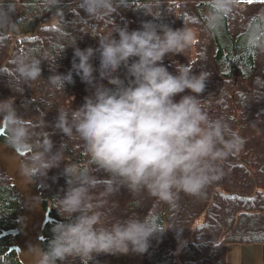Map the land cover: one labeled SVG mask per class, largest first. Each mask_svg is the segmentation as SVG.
<instances>
[{
	"label": "clouds",
	"instance_id": "1",
	"mask_svg": "<svg viewBox=\"0 0 264 264\" xmlns=\"http://www.w3.org/2000/svg\"><path fill=\"white\" fill-rule=\"evenodd\" d=\"M206 2L205 24L210 31H216L233 14L237 0ZM44 3L48 8H57L63 6L64 0H44ZM68 3L73 4L70 10L74 15L97 22L113 18L120 9L130 8L129 0H68ZM159 6L158 0L156 3L149 0L143 7H135L143 9L153 20L143 21L140 28L131 31L127 25L116 26L113 32L99 38L96 49L82 50L75 40L64 45L61 53L66 46L73 47L72 70L68 74H57L49 65L53 74L47 80L54 89L64 90L65 83L73 79L72 71L94 89L81 106L60 109L53 125L65 137L75 134L83 142L92 167L64 166L67 188L62 197L55 198V208L64 220L54 223L46 247L40 243L28 246L26 251L32 264H66L70 258L89 264L98 254L146 253L150 239L163 233L157 214L112 221L109 213L101 210L106 201L96 200L94 190L102 188L103 197L122 188L133 194L147 191L157 200L174 206L180 192L201 196L218 181L223 175L222 163L244 144L228 122L212 118L203 106L200 95L206 89L210 73L195 74L190 63H176L173 74L162 63L166 55L182 54L190 47L194 33L186 26L173 29L157 23L161 13H154L152 8ZM15 11L11 2L0 0V30L15 29L12 20ZM258 15L264 20V12ZM247 43L264 52V32L253 28ZM97 53L99 80L94 75L97 69L90 62ZM42 61H47L46 55L22 51L12 60L10 75L4 72L0 75L7 77L13 93L23 95L28 82L42 77ZM122 66L127 70L124 79L116 75ZM102 80L113 87L104 86L99 82ZM255 83L258 89H264V78L257 77ZM186 91L188 94L180 95ZM178 95L179 100L175 99ZM44 115L41 113V120L33 124L19 114L15 95L0 100V130L16 153L27 156V162L20 168L21 175L27 183L41 187L48 172L61 165L64 147L61 144L53 151V133L38 134L34 130L49 126ZM98 169L106 174L103 178L94 175Z\"/></svg>",
	"mask_w": 264,
	"mask_h": 264
},
{
	"label": "trees",
	"instance_id": "2",
	"mask_svg": "<svg viewBox=\"0 0 264 264\" xmlns=\"http://www.w3.org/2000/svg\"><path fill=\"white\" fill-rule=\"evenodd\" d=\"M5 2L15 6L16 11L12 14L15 29L0 30V72L10 75L11 62L22 51L46 55L47 61L41 63L42 77L28 82L23 95L13 93L7 77L0 75V100L15 95L19 114L33 124L38 123L44 113L43 118L49 126L34 130L38 134L53 133V151L64 145L61 165L52 168L44 185L39 186L43 209L49 207L53 219L43 231L41 246L46 247L52 238L54 223L64 220L55 208V198L62 197L67 188L64 166L92 167L83 142L75 134L71 138L65 137L54 130L53 125L60 109L81 106L85 97L94 91L75 71L64 90L54 89L47 80L53 74L49 65L57 74L66 75L72 70L73 47L66 46L61 53L64 45L75 40V45L82 50L96 49L99 38L113 32L116 26L127 25L131 31L153 17L146 15L143 9H135L143 7L149 0H129L130 8L120 9L113 18L98 22L74 15L70 10L73 4L68 0L57 8L46 7L44 0ZM152 2L156 3V0ZM158 3L159 7L152 8L154 13H161L157 23L173 29L186 26L194 33L190 47L182 54L166 55L162 63L173 74H176V63H190L195 74L200 71L210 73L206 89L200 95L203 106L212 118H223L243 138L241 155L239 149L222 163V177L208 186L201 196L180 192L174 206L157 200L147 191L133 194L124 188L107 197H103L102 188H98L93 196L96 200L106 201L101 210L108 212L112 221L157 214V223L163 233L150 239L148 251L141 255V264H227L228 249L232 245L264 246V89H258L255 83L257 77L264 78V52L247 43L248 33L253 28L264 32L261 28L264 20L258 15L264 12V1L237 2L233 14L225 18L216 31H210L204 21L208 12L206 0H158ZM80 15H85L83 10ZM35 32V37L29 36ZM113 36L118 39L116 33ZM10 45L14 47L12 55L8 54ZM90 62L97 69L94 75L99 80V53ZM126 71L122 66L116 75L124 79ZM99 82L113 87L106 80ZM184 94H188L187 91L180 95ZM179 98L178 95L175 99ZM1 141L8 145L6 134ZM20 158L23 163L27 162L26 155ZM94 175L103 178L106 174L98 169ZM22 206L23 200L17 189L0 169V233L16 226ZM15 242L13 236L0 239V264H21L14 252L8 253ZM123 256L98 254L89 264H111ZM66 264H81V261L70 258Z\"/></svg>",
	"mask_w": 264,
	"mask_h": 264
},
{
	"label": "water",
	"instance_id": "3",
	"mask_svg": "<svg viewBox=\"0 0 264 264\" xmlns=\"http://www.w3.org/2000/svg\"><path fill=\"white\" fill-rule=\"evenodd\" d=\"M37 32L30 37H35ZM12 47L8 54L11 55ZM33 99L36 98L32 90ZM5 133L0 130V169L11 180V186L17 189L23 200L22 213L16 220V226L0 233V239L8 236L16 238L14 245L9 247L8 253L14 252L21 264H32V259L26 249L30 244L43 242V231L46 225L53 221L50 208L43 209L42 195L36 183H27L21 175L20 168L23 162L21 156L13 148L1 141ZM241 155V149L239 150ZM42 247V246H41Z\"/></svg>",
	"mask_w": 264,
	"mask_h": 264
},
{
	"label": "rangeland",
	"instance_id": "4",
	"mask_svg": "<svg viewBox=\"0 0 264 264\" xmlns=\"http://www.w3.org/2000/svg\"><path fill=\"white\" fill-rule=\"evenodd\" d=\"M11 47L13 53L14 47L13 45H10V48ZM254 248L255 247H249V246H237V245L230 246L228 249V264H241L242 260L244 261V264H248V261H250L249 264H263V262H260L262 258L260 255L257 256L255 259L253 258L254 255L253 252L255 250ZM141 255L142 254H138L130 251L128 254H124V256L121 259L112 261L111 264H141Z\"/></svg>",
	"mask_w": 264,
	"mask_h": 264
},
{
	"label": "crops",
	"instance_id": "5",
	"mask_svg": "<svg viewBox=\"0 0 264 264\" xmlns=\"http://www.w3.org/2000/svg\"><path fill=\"white\" fill-rule=\"evenodd\" d=\"M239 2H254V1H264V0H237ZM249 247H255L254 249V252H253V258L255 259L257 256H261V260L260 262H263L264 264V260H263V257H264V246H260V245H253V246H249ZM258 247V248H256ZM248 257V256H247ZM250 261H248V264H249ZM252 262V261H251ZM227 264H228V260H227ZM241 264H244V261L242 260L241 261Z\"/></svg>",
	"mask_w": 264,
	"mask_h": 264
}]
</instances>
